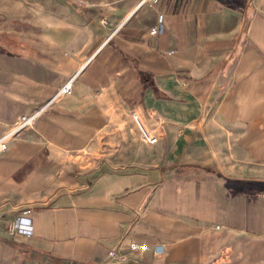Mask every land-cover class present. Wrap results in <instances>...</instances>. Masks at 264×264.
Segmentation results:
<instances>
[{"label": "crops", "instance_id": "obj_1", "mask_svg": "<svg viewBox=\"0 0 264 264\" xmlns=\"http://www.w3.org/2000/svg\"><path fill=\"white\" fill-rule=\"evenodd\" d=\"M138 3L0 0V134L78 72L0 154V264H264V0Z\"/></svg>", "mask_w": 264, "mask_h": 264}, {"label": "built area", "instance_id": "obj_2", "mask_svg": "<svg viewBox=\"0 0 264 264\" xmlns=\"http://www.w3.org/2000/svg\"><path fill=\"white\" fill-rule=\"evenodd\" d=\"M158 0H140L138 5H142L147 2L156 3ZM162 20L163 15L159 14L157 21L158 26L152 27L150 29L151 35L160 34L162 32ZM78 75V72L74 73L67 81L64 83L62 87H60L57 92L43 105H41L36 110L20 115L11 125L10 127L0 134V154L5 152L8 149V146L12 140L21 135L24 131L32 129L34 127L37 119L46 111L50 104H52L55 100L62 96H66L71 94L74 81ZM133 121L138 126L140 135L143 141L148 145H154L158 141V137L153 134L151 131L146 129L141 125L138 115L135 112L131 113ZM6 231L10 235H23L25 237H29L33 234L32 220L30 217V209H23L20 214H18L15 218H13L6 226ZM145 245L138 244L135 242H131L128 245V249L133 252L139 249H142ZM108 256L111 258L117 257L120 260L126 258V255H119L116 251H109Z\"/></svg>", "mask_w": 264, "mask_h": 264}, {"label": "rangeland", "instance_id": "obj_3", "mask_svg": "<svg viewBox=\"0 0 264 264\" xmlns=\"http://www.w3.org/2000/svg\"><path fill=\"white\" fill-rule=\"evenodd\" d=\"M140 1V0H139ZM158 2V1H157ZM156 2V3H157ZM148 3H151V4H155V3H152V2H147V3H144V4H148ZM143 5V4H142ZM138 6H141V5H138ZM159 15V14H158ZM157 18H158V16H157ZM163 21V20H162ZM138 127V126H137Z\"/></svg>", "mask_w": 264, "mask_h": 264}]
</instances>
